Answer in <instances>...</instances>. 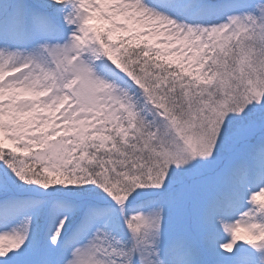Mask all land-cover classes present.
Returning <instances> with one entry per match:
<instances>
[{
    "label": "snow or ice",
    "instance_id": "6c2138e0",
    "mask_svg": "<svg viewBox=\"0 0 264 264\" xmlns=\"http://www.w3.org/2000/svg\"><path fill=\"white\" fill-rule=\"evenodd\" d=\"M0 264H264V0H0Z\"/></svg>",
    "mask_w": 264,
    "mask_h": 264
}]
</instances>
